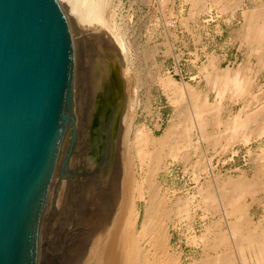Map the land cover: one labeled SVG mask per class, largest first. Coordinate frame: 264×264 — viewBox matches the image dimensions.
<instances>
[{
  "label": "bare ground",
  "instance_id": "bare-ground-1",
  "mask_svg": "<svg viewBox=\"0 0 264 264\" xmlns=\"http://www.w3.org/2000/svg\"><path fill=\"white\" fill-rule=\"evenodd\" d=\"M185 1L191 4L192 15L201 11V9L198 10V6L200 2L206 0ZM207 1L212 6L210 10L214 5L219 6L221 11L235 12L242 9L243 26L242 30L236 34L242 43L248 45L250 55L240 62L224 67L221 64V58L211 52L208 64L202 67L207 76V88H201L199 82L192 84L184 79L178 80L171 73L164 74L162 72L164 61L157 60L153 50L144 49L142 60L151 63L147 72H150V68L154 66L158 67V72L152 80L159 83L175 105V110L163 133L156 135L147 121L141 124L136 123L139 108L137 86L134 87L133 93L129 88L126 90L129 96L126 103L122 104L124 100H117L115 97L116 90H120V87L114 85L115 70L119 71L118 75L124 78L125 83L127 78V86H130L132 80L130 46L124 34L117 30L119 24L116 12L107 10V0H60L70 22L74 43V103L78 129L82 131L79 128L81 126L87 128L86 137L93 144L94 154L98 156L101 148H104L110 156L109 164L111 165L108 180H103L108 182V185H102L100 190L97 189L96 194L100 191L98 195L93 192L96 196L94 198L100 200L99 208L96 207L98 214L94 213V209L85 213L92 221L91 225L87 226L90 229L85 228L84 225L79 226V223L76 224L80 227L79 229H76L75 224L72 225L75 228L71 229H76L78 232L81 227H84L83 231L88 230L80 234L79 244L77 243L80 255L77 254L79 258L76 263L73 262L74 264H264V196L261 194L264 192V149L259 154L263 166L254 168L252 175L248 170H242L239 174L231 171L221 172L214 163V157L218 151L215 149L214 153H210L212 147L229 148L239 141L247 143L254 137L264 135V83L258 85L254 76L264 78V0H250L251 5H248V0ZM184 18V21H187V17ZM116 25L117 28H114ZM89 36L99 37L100 47H104V54L99 57L98 52L92 57L87 55L88 59L93 58L90 59L93 66L86 64L88 59L85 57V52H82L88 45L85 44V47L84 43L89 42ZM84 37L88 39L84 40ZM82 40L87 42L82 43ZM95 42L97 43L94 40L93 44ZM89 44L91 47V41ZM82 45L85 47L84 50ZM92 47L96 49L97 45ZM87 65L92 67L93 77L92 73H88ZM87 73L92 79L87 76ZM255 86L261 91H256ZM213 92L215 97L212 99ZM145 98L148 118L152 113V85L147 88ZM114 101H117L115 105ZM236 104H239L237 108ZM105 114L108 116V124L103 122ZM158 126L160 127L161 124ZM72 131L73 123H70L67 126L58 170L46 204L42 229L50 220H47L49 213L54 211H51L50 207L54 201V193L58 192L56 185L60 184V188L61 184L62 188L67 186L66 179L60 178V170L70 147L69 136ZM77 133V135L81 134L79 131ZM80 138L84 137L81 135ZM72 158L76 160L75 157ZM70 164L72 165L73 162ZM75 164L77 162L74 163V167ZM178 164L182 165L184 173L191 175L197 189L195 192L187 190L180 193L178 188L171 190L166 188L167 177ZM89 174L86 175L87 179L91 175ZM98 181L101 180L98 179ZM98 181L95 179L91 183L95 182L94 185H98ZM99 187L101 185L97 188ZM60 188L59 190L62 189ZM68 193L70 195L73 192ZM58 196L60 200L65 197H61L60 193ZM86 197L83 202L87 199ZM94 198L92 197L93 201H95ZM58 199H56L57 205L62 204L63 201ZM74 200L76 201V198ZM140 200H143L145 204L143 213L138 202ZM255 203L263 208L259 219H256L251 211ZM57 205L55 204L57 209L58 207L60 209V205ZM91 208H93L92 205ZM78 210L75 209L77 212ZM58 211L55 209L56 215L60 213ZM51 215L49 216L52 217ZM186 215L190 219L188 231L185 233L187 242L198 249L195 255L187 258L184 257L185 252L181 243L175 244L172 240L173 230L178 229L183 234V228L179 222ZM69 219L76 220L73 216ZM197 219L203 221L199 234L195 225ZM55 221L57 222V219ZM78 232L74 233L75 237ZM69 235L72 236L73 233ZM182 238L184 237L179 238V242ZM73 240L71 239L70 242ZM71 245L74 244L71 243ZM71 245L69 247H72ZM72 248L68 250L70 254ZM41 253L39 252V257ZM74 254L71 255L73 258ZM67 256L63 257L62 261L65 263L67 260L66 263L70 264ZM62 257L59 258L62 259ZM42 258L39 259V264H42Z\"/></svg>",
  "mask_w": 264,
  "mask_h": 264
},
{
  "label": "rangeland",
  "instance_id": "rangeland-1",
  "mask_svg": "<svg viewBox=\"0 0 264 264\" xmlns=\"http://www.w3.org/2000/svg\"><path fill=\"white\" fill-rule=\"evenodd\" d=\"M107 2H108L107 10L111 12L115 11L117 14V21L119 24L118 25L119 28H117V25L114 28H117V30L119 29L118 31L124 34L130 46V55H131L130 58L132 62L131 64L132 72L130 76L132 80H131L130 86L126 85V83H128L126 77H125L126 78L125 79L126 83H125L124 78L118 75L119 71L115 70L114 72V74L117 72L116 74L118 75V83L120 85V90L119 91L116 90L115 97L117 100H121V101L124 100L122 104L126 103V100L128 101L127 98H129V96H127L128 92L126 90L129 88V90H131V93H133L134 87L136 88L137 86L139 89V94H138L139 108H138V116L136 118V123L141 124L142 122L147 121V123L155 130L156 135H161L163 133L164 128L168 125L169 119L175 110V105L173 104V102L170 101L168 94L163 90V88L159 85V83L152 80L153 78H155V74H157L158 72V67L154 66L150 68V72H147V70H149L151 63L149 64V62L142 60V56H143L142 51H144V49L149 48L150 50H153V53L156 54L155 57H157V60L164 61V66L162 67V72L164 74H166L167 72L171 73L178 80L181 81L184 79L185 81H189L192 84H196L199 82V85H200L199 87L201 88H207V84H208L207 76H206V72L202 70V67L205 64H208L209 54H211V52L217 54L221 58V64L224 67L227 66L228 64H235L236 62H240L243 59H245L248 55H250L248 54L250 48L248 47L246 43H242L241 39L236 34L237 32L242 30V26H243V12L241 8L235 12L221 11V8L219 6L214 5L213 9L210 10V7L212 6L211 4L209 5V1L206 0V1L200 2L198 6V10L201 9V11L195 12L194 14L191 15V10H192L191 4L189 3V1H185V0H175V1L174 0H107ZM251 4L252 3H250V0H248V5H251ZM184 17H187L186 18L187 21H184L185 20ZM184 22L186 24H184ZM86 37H84V40H87L88 38L90 39L89 42L82 40L83 41L82 43L87 42V43H84V45L88 44L87 47L85 45L86 48L82 45L83 46L82 50H84L85 48L86 51L81 50L83 53L85 52L86 59H88L89 57H92V55H94L97 52H98V57L104 54L103 52L104 47L103 46L100 47L101 41L98 40L99 37L89 36L87 39H85ZM94 40L97 41V43L95 42V44L97 45L96 49L92 47V45L96 47V45L93 44ZM90 41L92 43L91 47L89 44ZM88 46L94 49H90ZM155 48L156 50H158V52L155 50ZM89 52H91V54ZM90 59L92 60L93 58H90ZM90 59H88L86 64H91L93 66V62ZM87 67H88L87 71L89 70L88 73L91 74L93 72L92 67H90V65H87ZM117 67L118 66L116 65V68ZM92 75L93 73L91 74V76ZM87 76L91 78L89 74ZM254 76L256 78V82L258 83V85L259 84L261 85V83L263 85L264 78L262 76H260L259 78L256 75ZM89 77L87 78L90 79ZM151 85H152V113L147 118L146 109H145V99H146L145 96H146L147 88ZM257 86H255L254 89L256 91H261V89L257 90L259 88ZM128 95H130V93ZM214 97H215V93L213 92L212 99ZM116 103L117 101H114V105ZM238 105L239 104L235 105L236 108L238 107ZM104 116L105 117L103 119V122L105 124L109 120H108L107 114H105ZM106 124H108V122ZM159 124H161L160 127L158 126ZM78 126L79 124L77 125V132L79 131V133L81 132V134L77 135L78 137H76V141L74 143L72 152L70 154L67 152V155L65 157L67 159L66 164L64 165V167L62 166L60 170V174H61L60 178L62 177L61 179L63 180L66 179L67 183L66 181H63V182L66 183L65 185L67 186H65L66 188H62V184H61V188H62L61 189L59 186L60 184H57L58 186L56 185L55 188L56 190L58 189V192L56 191L54 193L55 195L53 196L54 201L58 199L59 193L61 197L65 196L64 198H62V200H60L61 198L58 200H60L61 202L63 201L66 204L63 202L62 204H59L58 202V204L60 205V209H61L60 210L59 207L57 209V207L55 206V204L57 205V201L56 202L52 201L51 205L55 206V207H52V206L50 207L51 211L54 210L51 213L52 215L49 213V215H51L52 217L48 215L47 220L50 219L49 220L50 222L47 221L45 223V226L42 229V237H41V245H40V253L42 252L40 254L41 256L40 258L43 257L41 261L42 264L43 263L52 264L53 262H54L53 264H61V261L64 260V258L67 255H68L67 259L68 260L70 259L69 260L70 264L76 263L77 258H79L78 255H80V250L78 249L79 248L78 240H79L80 234L83 232H87L88 230L85 229L86 231L85 230L83 231V228L85 227V228L90 229V227H87V226L91 225V222H92L89 220L88 214H85V213L88 212V210L90 211L91 209L92 210L94 209L93 210L95 211L94 213L98 214V211L96 210H98L97 208H99L100 206V200L94 198L96 197L94 196V194L95 195L100 194V191L98 194H96L98 192L96 190L97 189L100 190L102 188V185L103 186L108 185V182H104V181L108 180L110 170H111V167H110L111 165L109 164V157H110L109 154H107L106 151H104L105 150L104 148H101V151L98 154V156L94 154L95 151H93V148H92L93 144L86 137L87 128L81 126L79 128H81L82 131H80V129H78ZM81 135L84 138H80ZM69 137L72 138V134H70ZM80 145L84 147L85 150ZM77 148L79 149L77 150ZM215 149L218 152L216 153L214 157V163H216L218 170H220L223 173L225 172L227 173L228 171H231L235 174H239L242 170H248L250 175H252L254 168L259 167L260 165L263 164V161L259 158V154L261 153L262 149H264V135L261 137H254L250 140V142H247V143L244 141H239L231 145L229 148L228 147L226 148L225 146H220L218 148L212 147L210 149V153L211 154L214 153ZM79 152L83 154H80ZM72 153L74 156L72 155ZM74 153L75 154L78 153V155H75ZM93 154H94V157H92ZM71 156L75 157L77 161L74 160V158H72ZM72 162L73 164L71 165L70 163ZM75 162H77L79 166L82 163L81 164L82 167L81 166L79 167L77 164H75V167H74ZM87 171L91 172L90 173L91 175ZM92 172H93V175L95 176L92 175ZM88 174L90 175V177L87 179L86 175ZM84 176L85 178H83ZM91 177H92V180L90 181ZM94 178L96 179V181H98V179L102 181V182L98 181L99 184L101 183L100 184L101 187L97 188L98 186H100L99 184L98 185L95 184L97 185L95 187L94 185L95 182L91 183L92 181L95 180ZM86 179L89 181H87ZM82 182L84 183L82 184ZM90 183H91V186L89 185ZM86 186H87V189H86ZM63 187H64V184H63ZM88 187H90V189H88ZM59 188L61 190H59ZM166 188H169V190H171L172 188L174 189L178 188L180 193L185 192L187 190L193 193L197 190L195 182L191 179V175L183 172L181 164L176 165L174 168V171L172 173H169V176L167 177V181H166ZM61 191L64 194H61L62 193ZM90 191L92 194L90 193ZM68 192L70 193L73 192L74 194L71 193L69 195ZM79 192L80 193L82 192L81 193L82 195ZM78 193L79 195H76ZM88 194L91 197H88L89 196ZM261 194L262 196H264V192ZM84 197H86L87 199L86 198L85 199L88 201L90 198V202L88 203V201L86 200H84L83 202ZM92 197L94 198L95 201H93ZM75 198H76V201L74 200ZM68 201H70L69 204H68ZM138 202H139L140 210L143 213L144 205H145L144 201L140 200ZM85 205H87L88 207L90 206V207L88 208L86 206L87 207L86 208ZM91 205L93 206V208H91ZM67 207L68 208L71 207V209H73L74 212L73 210L68 209ZM74 207L76 210L79 209L78 212L75 211ZM54 208L56 209V211L59 210L58 212L60 213H58V215H56L57 212H55ZM80 208L82 209L80 210ZM63 209H65L66 212ZM71 211L74 213L73 215ZM251 211L255 215V218L259 219V217L263 213V208L257 203H255L252 206ZM70 213L73 216V218H76V220L69 219V217L72 218ZM65 214H67V216H64ZM75 214H76V217H75ZM53 217L54 218L56 217L55 220L57 219V222L54 220ZM77 217L79 219H77ZM185 217L182 219V221L179 222L183 228L182 233L184 235L181 234L178 229H175L173 230L174 236L172 240H173V243L175 244L181 243L182 245L181 247L183 248L185 252L184 257L187 258L189 256L195 255L198 249L195 245L187 242L185 233L188 231V223L190 219L188 215H186ZM65 218L66 220H68V222L64 220ZM77 220L78 221L82 220V221L78 222ZM51 223L53 224V226ZM65 223H66V226H64ZM202 223L203 221H201L200 219H197L195 221L198 234L201 232ZM74 224L75 225L78 224L79 226L84 225V227H81L82 231L79 230L78 232V230H76L79 227V226L77 227V225H76V229L72 230L73 228H75V227H72V225ZM67 225H69L70 228ZM66 231H69L71 234L73 233V235L77 231L78 233L76 234L78 235H76L77 237H75V235L71 236L69 235L70 233L69 232L67 233ZM182 236L184 238H182L181 239L182 241L179 242V238ZM55 237H57L58 240H56L57 238ZM68 238H71L72 240L74 239L73 242H70L71 239L68 240ZM75 238L77 239L76 240L77 242L75 241ZM58 242H62V243H58ZM66 242H68L70 245L71 243H73L74 245H71V246L72 247L74 246V247L73 248L69 247L70 245ZM55 246L57 248H55ZM65 247H67L66 248L67 250L65 249L66 251L68 250L70 251L71 248L72 250L73 249L74 250L73 251L71 250V254L68 251L69 253L68 254L65 250H63ZM72 253L73 254L75 253L74 258L72 257L73 256ZM61 255L62 256L64 255L63 256L64 258ZM69 255L70 256L72 255V256L69 257ZM75 255H77L76 258H75ZM59 257H62V259ZM54 260H56L57 262ZM66 262L68 261L66 260ZM65 263H63L62 261V264H65Z\"/></svg>",
  "mask_w": 264,
  "mask_h": 264
},
{
  "label": "water",
  "instance_id": "water-1",
  "mask_svg": "<svg viewBox=\"0 0 264 264\" xmlns=\"http://www.w3.org/2000/svg\"><path fill=\"white\" fill-rule=\"evenodd\" d=\"M74 73L60 0H0V264H39L70 123L69 154L77 137Z\"/></svg>",
  "mask_w": 264,
  "mask_h": 264
},
{
  "label": "flooded vegetation",
  "instance_id": "flooded-vegetation-1",
  "mask_svg": "<svg viewBox=\"0 0 264 264\" xmlns=\"http://www.w3.org/2000/svg\"><path fill=\"white\" fill-rule=\"evenodd\" d=\"M114 81L116 82L114 85L120 87L119 83H118V75L115 73L114 74Z\"/></svg>",
  "mask_w": 264,
  "mask_h": 264
}]
</instances>
